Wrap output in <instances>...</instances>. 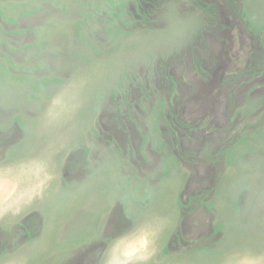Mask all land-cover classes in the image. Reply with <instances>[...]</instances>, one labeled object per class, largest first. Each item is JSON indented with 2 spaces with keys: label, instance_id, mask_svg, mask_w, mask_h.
<instances>
[{
  "label": "rangeland",
  "instance_id": "obj_1",
  "mask_svg": "<svg viewBox=\"0 0 264 264\" xmlns=\"http://www.w3.org/2000/svg\"><path fill=\"white\" fill-rule=\"evenodd\" d=\"M0 264H264V0H0Z\"/></svg>",
  "mask_w": 264,
  "mask_h": 264
}]
</instances>
